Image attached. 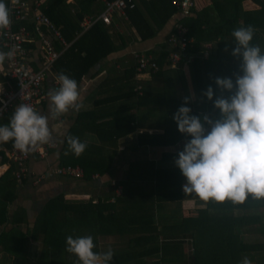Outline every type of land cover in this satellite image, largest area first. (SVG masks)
<instances>
[{
    "label": "trees",
    "instance_id": "1",
    "mask_svg": "<svg viewBox=\"0 0 264 264\" xmlns=\"http://www.w3.org/2000/svg\"><path fill=\"white\" fill-rule=\"evenodd\" d=\"M67 1L45 0L41 8L59 29L64 40L70 43L63 49L54 41L56 50L62 52L53 67L58 75L63 72L74 78L78 84L95 63L119 47L114 44L102 23L94 24L85 32L81 31L79 22L82 17L93 14L97 9L95 6L101 3L98 4L96 0H74V14L71 15L67 9ZM172 1L138 0L141 7L138 5L132 10H126L129 23L141 41L153 38L162 26L178 13ZM193 2L195 6L192 14L180 20L188 28V37L193 39L188 47L186 60L190 62L192 82L197 96L195 103H187L186 106L191 108L190 115L200 117L202 111L204 116L208 115L215 121L221 118V113L214 107V100L218 97L228 98L236 91L235 88L231 91L220 89L215 83V78L230 77L235 83L236 76L243 75V49L241 55L232 54L233 49L237 47L232 31L241 25L253 26L254 35L250 45H259L264 52V0H193ZM245 2H251L253 6L247 7L244 5ZM5 3L8 5L6 0ZM144 11L148 12L149 19L146 18ZM20 25L26 26L32 31V35H35L30 22ZM206 43H212L213 47L208 49ZM2 49L0 44V51ZM206 52L208 56L205 55ZM167 55V51L162 50L154 58L159 71L164 61H167ZM0 80H7L1 72ZM10 83V86H15L13 80ZM209 86L214 91L212 100H208L204 95ZM135 93L138 95L139 90L136 89ZM146 95V90L143 92L142 86V101L146 100ZM114 101L113 98L101 104ZM11 115L10 112L5 113L1 125L7 124ZM133 122V118H121L96 124L94 132L99 144L86 143L84 153L77 157L69 150L67 143L63 159L71 157L72 160L64 163L80 165L85 171L86 179L95 174L104 175L111 168L113 161L111 156H107V150L114 147L119 139L134 132ZM204 126L208 130L205 134L211 131L210 125L205 123ZM183 138L189 140L191 137L181 133L176 127L167 134L157 136L142 134L138 138V144L170 145L177 144ZM5 146H13V141L10 140ZM180 151L182 150L167 152L164 155L176 159ZM5 162L6 158L3 156L1 163ZM178 172L155 169L153 163L148 161L135 162L130 165L128 177L122 182V193L115 196L113 202L98 200L67 203L63 197L49 200L41 209L29 236L31 238L34 234L41 236L42 253L37 263H32L25 254L16 251L21 250L19 249L21 240L25 238L24 234L16 230L9 234L1 233L0 246L5 253L13 256L11 264H80L78 258L66 250V237L91 235L96 245L93 251L103 253L109 248L101 250L97 237L109 234L130 237L123 250L111 248L114 256L109 264H147L143 257L158 254H160L158 259L152 260L150 264H239L242 255L252 259L253 264H264V198L254 199L249 194L243 203H234L231 200L216 202L211 199L204 202L195 193L189 195L183 192L182 184L176 178ZM151 173L167 176L168 180L157 181L150 190L137 185L135 187L138 182L134 180V175L149 177ZM142 182L150 183L148 180ZM184 197L197 199L195 209L186 210V217L180 222L164 225L158 230L155 220V210L159 205L157 203ZM12 199L11 192L0 196V225L7 215V203ZM183 234H186L185 240L188 239L191 243L190 249L185 247V260L180 246L153 244L160 236ZM6 240H9V245ZM59 250H64L69 257L51 259L52 253Z\"/></svg>",
    "mask_w": 264,
    "mask_h": 264
},
{
    "label": "crops",
    "instance_id": "2",
    "mask_svg": "<svg viewBox=\"0 0 264 264\" xmlns=\"http://www.w3.org/2000/svg\"><path fill=\"white\" fill-rule=\"evenodd\" d=\"M67 4L74 6L75 1L68 0ZM135 4L141 7L138 0H135ZM95 9L93 14L88 15L100 13L103 7L99 4L95 6ZM71 10L74 11V8L71 7ZM144 14L149 19L148 12L144 11ZM176 18H178V14H175L165 23L153 38L141 41L130 25L126 11L123 16L113 15L111 26H104L114 44L119 48L95 63L82 76L78 83L80 93L78 102L82 104V107L78 111L69 109L67 113L55 119L52 117L50 98L46 95L55 89L54 81L57 80L56 77L58 76L54 67L51 68L43 80L45 98L36 107L40 115L48 117L51 141L49 144L39 145L34 151L28 152L29 158L25 163L26 173L23 175L21 183L17 182L15 166L9 162L6 156V152L13 146H5L8 142L0 144V196L13 193V199L7 203L6 218L2 220L0 225V234L3 232L9 234L13 230L24 234L23 245L27 244L28 241L30 248L25 250L23 254L32 263L39 261L43 245L41 236L38 234H34L33 238L29 236L34 229L41 209L49 200L63 197L67 203L97 202L98 200L113 202L115 189L118 186L123 187L122 182L128 177V169L135 162L148 161L153 163L155 169L179 171L176 178L181 182V187L183 188V185L187 184V179L175 164V159L164 155L167 152L183 150L184 145L188 142L186 138L181 139L177 144L170 145L142 146L138 144V138L142 134L157 136L167 134L168 131L178 127L173 115L180 106L195 103L197 99L192 82L190 62L188 59L186 60V55L176 67H171L168 61H164L158 73L144 74L139 78L135 76L137 55H150L156 58L162 50L169 53L171 49L167 44V38L173 31ZM205 46L208 49L213 47L212 43H206ZM26 49L25 63L31 68H38L41 64V56L36 34L32 35L26 44ZM205 55L208 56V52ZM4 70L5 64L0 66L2 76H4ZM10 81L8 78L6 81L0 80V84L5 88H12L14 86H10ZM138 85L143 86V92L146 90L147 95L144 101L141 99V93L138 95L135 93ZM186 97L188 98L187 102L185 101ZM113 98L115 99L114 102L101 104L103 101ZM18 105L19 103H14L7 112L12 113ZM203 117L204 112L200 111L202 123H204ZM121 118H133L132 125L135 130L128 136L119 139L114 147L107 150V156H111L113 161L111 168L104 175L95 174L90 179H86V177L74 179L56 173L59 167L67 166L64 161L72 160L71 157L63 159V151L66 149L69 134L79 137L82 142L87 144H99V139L94 132L96 124L105 122V120ZM206 131L208 130L206 129ZM3 156L6 158L4 164L1 163ZM9 170H11L10 173ZM167 178V176L164 177L160 174L151 173L149 177L136 174L134 180L138 183L135 184V187L137 185L142 189L150 190L157 181L168 180ZM142 180H148L150 183H143ZM197 202V199L184 197L183 199L157 203L159 205L155 210V220L158 230H161L164 225L180 222L186 217V210L195 209ZM185 235L160 236L156 239L157 243L155 240L153 244L159 246L165 244L178 245L181 247L185 260V242L187 245L190 243V240H185ZM129 239L130 237L111 236L109 234L97 237L101 250L118 248L121 251ZM6 241L9 245V240ZM4 254L5 252L0 246V255L3 256ZM54 255H58L60 259L67 258V253L64 250L53 252L51 259H54ZM159 256L160 254L152 255L143 257V259L147 261V264H150L149 262L158 259Z\"/></svg>",
    "mask_w": 264,
    "mask_h": 264
},
{
    "label": "clouds",
    "instance_id": "3",
    "mask_svg": "<svg viewBox=\"0 0 264 264\" xmlns=\"http://www.w3.org/2000/svg\"><path fill=\"white\" fill-rule=\"evenodd\" d=\"M11 10L0 0V31L11 24ZM237 47L234 56L243 57V75H237L235 83L230 77H216V85L223 90L236 89L228 98L218 97L214 107L220 110L221 118L213 121L208 115L204 123L211 126L205 134L204 123L197 115H190L191 108L180 106L173 115L178 130L191 138L178 153L175 164L187 179L183 185L185 194L195 193L200 200L216 202L231 200L243 203L249 194L254 199L264 198V52L259 45H250L254 28L239 26L232 31ZM13 52L0 51V66ZM56 79L59 88L49 91L53 119L78 111L82 104L77 81L61 72ZM204 95L212 100L211 86ZM187 97L185 101L187 102ZM13 141V147L22 153L34 151L37 146L49 144L51 132L48 117L40 115L32 105L22 103L15 107L7 124L0 125V143ZM69 150L79 157L87 144L79 137L67 136ZM96 247L91 235L66 237V250L74 254L80 264H109L114 252H94ZM239 264H253L252 259L242 255Z\"/></svg>",
    "mask_w": 264,
    "mask_h": 264
},
{
    "label": "built area",
    "instance_id": "4",
    "mask_svg": "<svg viewBox=\"0 0 264 264\" xmlns=\"http://www.w3.org/2000/svg\"><path fill=\"white\" fill-rule=\"evenodd\" d=\"M11 10V24L8 29L0 31V44L2 51L13 52L11 59H6L4 76L13 80L15 86L5 88L0 84V125L3 115L10 109L14 103H26L37 107L38 103L45 98V88L43 80L47 73L53 67L54 62L59 57L62 50H56L54 41L58 42L63 49L69 45L61 35V32L50 18L42 12L43 2L45 0H6ZM101 3L103 9L96 15H85L80 21L82 32L87 31L96 23H102L105 26H111L112 16H123L126 10H132L136 7L135 0H96ZM172 4L178 10V18L175 19L173 31L167 38V44L170 46L168 53V64L171 67L179 65L186 55L188 47L193 42L188 37V28L180 21L183 17L192 14L195 6L193 0H173ZM24 22H30L39 41V51L41 64L34 69L25 63L27 57L26 44L32 37V31L24 25ZM19 24L18 27H15ZM159 66L150 55H137L135 62V76L156 73ZM141 85L137 86L139 94ZM54 88H59L58 80L54 81ZM1 144V143H0ZM6 156L16 169L15 178L18 183L22 182L23 175L26 173L25 163L29 158V153H22L12 147L6 152ZM61 176L74 179H83L85 171L80 166L67 165L59 167L56 171ZM122 193V187L115 189V196ZM114 200V198H112Z\"/></svg>",
    "mask_w": 264,
    "mask_h": 264
},
{
    "label": "rangeland",
    "instance_id": "5",
    "mask_svg": "<svg viewBox=\"0 0 264 264\" xmlns=\"http://www.w3.org/2000/svg\"><path fill=\"white\" fill-rule=\"evenodd\" d=\"M244 5L247 6V7L253 6L251 2H245ZM71 7L73 8L72 5L67 4L68 11H70V14L73 15L74 11L71 10ZM186 243L187 242H185V247L186 248L189 247V249H190L191 248V245H190L191 243L188 242L189 245H187ZM23 244H24V238L21 240V247L19 246L20 247L19 249H21V250H18V249L16 250L17 252L21 253L22 255H23L25 250H29V248H30L28 241H27V244H25L26 246L23 245ZM67 257H69V255H67ZM12 258H13V256L10 253H5L3 256L0 255V264H11ZM54 258H59V256L58 255H54Z\"/></svg>",
    "mask_w": 264,
    "mask_h": 264
}]
</instances>
